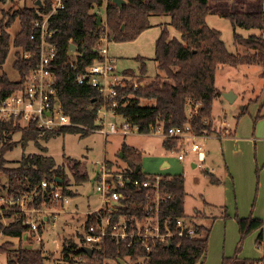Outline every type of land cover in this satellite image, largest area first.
<instances>
[{
    "label": "trees",
    "instance_id": "trees-1",
    "mask_svg": "<svg viewBox=\"0 0 264 264\" xmlns=\"http://www.w3.org/2000/svg\"><path fill=\"white\" fill-rule=\"evenodd\" d=\"M105 6V20L97 25L96 9ZM264 0H126L120 8L112 0H63V8L58 9L49 18V29H53L52 40L56 43L57 54L53 61L52 71L64 113L79 126H66L45 131L34 124L22 125L18 121H0V151L11 149L17 142L24 148L28 142L38 145L40 139L50 138L64 132H81L86 134L95 128L96 108L100 103L97 91L87 84H78L77 76L84 68L100 60L96 42L101 30L105 27L109 41H131L142 31L149 28L151 16H169L170 25L179 33L180 38H170L166 26L155 40L152 60L160 71L147 83L145 80V57H137L139 62V83L133 88H118L116 116L128 122L139 133H149L151 128L161 124L164 131L174 126L188 124L190 130L207 136L214 133L212 126V105L221 96L216 87V71L224 66L237 67L242 64H256L261 67L259 76L264 79ZM51 7L50 0H44L35 6L24 4L12 12L1 10L0 17V66L4 63L10 50V44L16 49L13 67L18 71L19 79L11 81L5 73H0V102L7 95L21 86L22 78L35 63V52L38 46V31L34 26L37 18L35 9L47 12ZM208 14H218L229 19L233 28V41L247 49V53L231 52L221 39L218 30L206 23ZM18 19L19 30L10 43L8 28ZM236 27L255 28L256 34L243 36L235 31ZM70 44L75 45L73 55L67 54ZM248 50H252L250 53ZM29 53V57H23ZM76 58V70L71 69L69 61ZM122 73L133 75V69H125ZM92 99H95L92 101ZM146 104H142L143 102ZM245 107L240 112L242 114ZM88 128V129H86ZM20 132L18 141L10 136ZM177 138L164 137L165 149H177ZM40 153L22 154L15 167H8L7 161L0 156V193L2 188L14 195L38 189L45 180L48 194L54 187L68 184V176L64 167L57 164L52 156L46 154V148ZM141 153L127 144L121 146V159L125 162L124 171L131 178L143 179L140 170ZM76 161L68 163L76 180H84L86 172L81 170ZM138 168V170H137ZM168 179L164 191L170 198L162 206V217L171 220L174 233L170 244L159 243L150 251L141 246H126L110 238H105L99 249L92 255L84 253L75 243L65 245L64 259L70 264H105L106 260L125 259L136 264H196L205 254L208 247L210 227L194 224L196 235L192 238L178 236L176 219L189 218L184 211V177L182 174L165 175ZM5 177L6 181H3ZM60 179V182L57 180ZM132 203L128 209L135 211L141 203L140 196L133 188H129ZM136 193V194H135ZM49 204L47 198L40 196L29 205L41 206ZM12 219L4 224L2 218ZM91 217V216H90ZM92 218V217H91ZM90 222L86 219L85 225ZM240 241L252 230H257L262 223L259 218H237ZM27 228L25 216L6 212L0 215V233L7 238L20 240ZM259 245V236L255 239ZM262 255L257 259H239L236 255L223 258L221 264H264V241ZM7 257V264H45V255L40 248L22 247L19 243L6 239L0 243V254ZM80 257V259H79Z\"/></svg>",
    "mask_w": 264,
    "mask_h": 264
},
{
    "label": "rangeland",
    "instance_id": "rangeland-1",
    "mask_svg": "<svg viewBox=\"0 0 264 264\" xmlns=\"http://www.w3.org/2000/svg\"><path fill=\"white\" fill-rule=\"evenodd\" d=\"M36 1L0 0V17L1 10L12 12L24 4L35 6ZM262 10L264 13V6ZM206 23L220 32L229 51L247 53L245 47L233 41V28L229 19L218 14H208ZM19 28V21L16 19L8 28L10 43ZM166 28L170 38H180L173 26L166 25ZM235 31L243 36L258 33L255 28L236 27ZM156 32L158 35L161 33L159 24L145 29L134 40L108 42V55L114 59L116 72L122 73L125 69L136 72L133 75L122 73L126 79L123 86L133 85L135 88L134 84L139 83L137 57L147 58L146 75L142 84L160 72L152 60L155 38L158 36L153 37ZM175 32L178 36L174 35ZM10 45L7 57L0 66V73H5L11 81H17L19 74L13 67L16 49ZM260 70L261 67L256 64H242L237 67L224 66L216 71V87L222 92L231 91L235 98L230 102L221 95L214 100L212 115L221 123L214 119L211 127L215 135H211V132L210 136H200L195 140L202 146L203 158L194 152H188L184 160L179 161L176 156L179 150H183L184 143L180 145L178 141L177 149L171 153L162 144V132L139 133L134 127L127 133L107 135L97 131V128L86 134L64 132L47 141L40 139L38 145L28 142L22 148L17 142L11 149L0 151L7 166L15 167L22 154L40 153L44 147L46 154L64 167L69 179L64 186L69 191L65 193L69 202L51 209L55 211L56 219L40 225V243L29 240L31 244L25 245L21 239L7 238L2 234L0 243L8 239L14 242V247L19 243L22 247L40 248L45 255V264H70L64 259L63 248L71 243L81 246L85 212L99 203V193L95 189L99 166L108 160L119 164L121 169L125 168L126 164L120 153L121 146L127 144L141 153L142 173L183 175L186 194L184 209L189 219L198 222L202 218L212 220L217 216L211 225L205 264H221L223 258L234 255L239 259L259 258L262 248L255 243L257 230H252L240 241L237 218L264 217V79L259 76ZM244 107V112L240 114ZM107 120L116 125L124 121L121 116H109ZM231 132L233 136L227 137ZM10 137L13 141H18L20 132L13 133ZM71 161L78 162L79 167L86 172L84 180L74 178L68 167ZM164 162L167 166L162 167ZM3 181H6L5 177ZM58 188L61 189L60 186ZM11 219L12 217H3L2 221L7 224ZM0 264H7L4 253L0 254ZM105 264L136 262L125 258L106 260Z\"/></svg>",
    "mask_w": 264,
    "mask_h": 264
},
{
    "label": "built area",
    "instance_id": "built-area-1",
    "mask_svg": "<svg viewBox=\"0 0 264 264\" xmlns=\"http://www.w3.org/2000/svg\"><path fill=\"white\" fill-rule=\"evenodd\" d=\"M39 1L41 3L44 0ZM50 1L51 7L47 12L35 9L37 18L34 26L37 28L39 40L34 55L35 63L22 78L21 86L0 102V121H18L22 125L31 123L45 131L79 126L63 111L57 81L52 71L57 49L56 43L52 40L54 30L49 29V18L58 9L63 8V0ZM96 13L105 20V6L96 9ZM108 42L105 27L100 31L96 42L100 60L86 66L76 79L78 84L90 85L97 91L100 103L96 108L95 128L104 135L127 133L133 128L126 121L116 125L107 120L109 116H116L114 108L117 105L118 88L122 87L126 80L122 73L115 70L114 59L108 55ZM23 57H29V53H24ZM75 62L76 58L71 57L69 65L73 70H76ZM151 132H162L164 137L177 138L180 145L184 143L183 150H179L176 156L179 161H183L188 152H194L200 158L204 156L202 146L195 141L200 136L193 133L188 124L170 127L167 131L163 130L161 124H157L151 128ZM168 151L172 153L175 150ZM169 178L171 177L160 174H144L143 179L131 178L124 168L113 169L103 161L95 181L99 203L86 214V219L90 218V222L84 227L81 245L91 247L92 250L99 249L102 241L110 238L128 247L137 245L150 251L159 243H168L174 233L170 226V218L162 217L161 212L163 204L170 198V194L164 191ZM47 185L43 180L35 191L14 195L3 187L0 193V215L13 212L15 216L19 214L25 216L27 228L20 237L25 245L31 244V240L40 243L42 241L38 234L40 225L50 219H56V213L51 209L69 202L68 197L58 187H54L46 194ZM129 188H133L141 198V203L132 212L130 208L128 209L130 204L132 207V203L127 202L131 197ZM40 196L42 199L47 198L49 204H42L39 207L29 205ZM261 220L262 223L257 229L259 247H262L264 241V217ZM194 224L189 218H177L175 234L192 238L196 235Z\"/></svg>",
    "mask_w": 264,
    "mask_h": 264
},
{
    "label": "crops",
    "instance_id": "crops-1",
    "mask_svg": "<svg viewBox=\"0 0 264 264\" xmlns=\"http://www.w3.org/2000/svg\"><path fill=\"white\" fill-rule=\"evenodd\" d=\"M149 22H150V25L151 26H155V25H160V27H161V29H162V27L165 25H170L169 23H170V18H169V16H166V17H160V16H151L150 18H149ZM158 34H157V32L154 34V38L157 36ZM174 35H176V36H178V34L175 32V34ZM159 36V35H158ZM157 36V37H158ZM179 37H180V33H179ZM155 40H156V38H155ZM153 58V57H152ZM215 119V117L214 116H212V121ZM214 121H216V122H219V123H221V121L219 120V119H215ZM214 126H217L215 123H214ZM211 135H215V133H213V134H211ZM210 136V135H209ZM216 136H218V137H220L221 138V136L220 135H216ZM233 135H232V132H231V134L230 135H228L227 137H232ZM131 147H133V146H131ZM120 157H121V155H120ZM106 163L111 167V168H113V169H118L119 167H120V165L119 164H114L112 161H108V160H106ZM165 166H167V163H163L162 164V167H165ZM82 170V169H81ZM98 206V205H97ZM96 206V207H97ZM96 207H94V208H92V209H95ZM92 209H90V210H88L87 212H85V221H86V218H87V216H86V214L89 212V211H91ZM184 211H185V209H184ZM217 218V216H215V218L214 219H212V220H209V219H205V218H202L201 220H199L198 222L197 221H195V219H192L193 220V222L195 223V224H198V225H202V226H205V227H210V231H211V225H212V223H213V221L215 220ZM259 219H262V218H259ZM84 224H85V222H84ZM210 234V233H209ZM208 240H209V237H208ZM81 246H83V245H81ZM80 246V247H81ZM27 247V246H26ZM28 248H33L32 246L31 247H28ZM206 254H207V251L205 252V254L200 258V260L196 263V264H205V259H206Z\"/></svg>",
    "mask_w": 264,
    "mask_h": 264
},
{
    "label": "water",
    "instance_id": "water-1",
    "mask_svg": "<svg viewBox=\"0 0 264 264\" xmlns=\"http://www.w3.org/2000/svg\"><path fill=\"white\" fill-rule=\"evenodd\" d=\"M112 2H113L116 6H118V7L120 8L123 4L126 3V0H112ZM36 4H37V5H40V1L37 0V1H36ZM101 20H102V17H101L100 15H98V16H97V25H100V24H101ZM74 50H75V45H74V44H70V45H69V48H68V51H67V54H68L69 56L73 55ZM221 95L223 96V98H225L226 100H228V101H230V102H232L233 99L235 98V96L233 95V93H232L231 91L221 92ZM94 100H95V99H92V101H94ZM120 155H121V153H120ZM137 170H138V168H137ZM60 181H61L60 179L57 180V182H60ZM53 188H54V185L52 184V185H51V189H53ZM169 244H170V241H168L167 245H169ZM80 248H81V250H82L84 253H86L87 255H89V256L92 255L93 250H92L91 247H88V246H81Z\"/></svg>",
    "mask_w": 264,
    "mask_h": 264
}]
</instances>
